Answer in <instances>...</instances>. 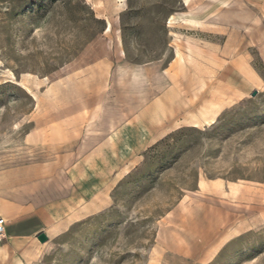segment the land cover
I'll return each instance as SVG.
<instances>
[{
  "label": "rangeland",
  "instance_id": "obj_1",
  "mask_svg": "<svg viewBox=\"0 0 264 264\" xmlns=\"http://www.w3.org/2000/svg\"><path fill=\"white\" fill-rule=\"evenodd\" d=\"M1 195L12 264H264V0H0Z\"/></svg>",
  "mask_w": 264,
  "mask_h": 264
},
{
  "label": "crops",
  "instance_id": "obj_2",
  "mask_svg": "<svg viewBox=\"0 0 264 264\" xmlns=\"http://www.w3.org/2000/svg\"><path fill=\"white\" fill-rule=\"evenodd\" d=\"M36 215L33 204L22 197L0 196V217L5 220L6 237L0 241V264H12V252L17 244L24 242V221Z\"/></svg>",
  "mask_w": 264,
  "mask_h": 264
},
{
  "label": "built area",
  "instance_id": "obj_3",
  "mask_svg": "<svg viewBox=\"0 0 264 264\" xmlns=\"http://www.w3.org/2000/svg\"><path fill=\"white\" fill-rule=\"evenodd\" d=\"M6 237V227L4 218L0 217V241Z\"/></svg>",
  "mask_w": 264,
  "mask_h": 264
},
{
  "label": "water",
  "instance_id": "obj_4",
  "mask_svg": "<svg viewBox=\"0 0 264 264\" xmlns=\"http://www.w3.org/2000/svg\"><path fill=\"white\" fill-rule=\"evenodd\" d=\"M255 92L252 93V95H254ZM37 238L43 242L44 240H46L47 236L43 233V232H40L38 235H37Z\"/></svg>",
  "mask_w": 264,
  "mask_h": 264
},
{
  "label": "bare ground",
  "instance_id": "obj_5",
  "mask_svg": "<svg viewBox=\"0 0 264 264\" xmlns=\"http://www.w3.org/2000/svg\"><path fill=\"white\" fill-rule=\"evenodd\" d=\"M109 26H110V24H109V22H107V26L105 28L106 31L109 30Z\"/></svg>",
  "mask_w": 264,
  "mask_h": 264
}]
</instances>
